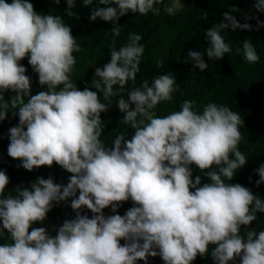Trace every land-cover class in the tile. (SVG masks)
<instances>
[{"label":"clouds","instance_id":"1","mask_svg":"<svg viewBox=\"0 0 264 264\" xmlns=\"http://www.w3.org/2000/svg\"><path fill=\"white\" fill-rule=\"evenodd\" d=\"M96 2L116 6L94 8L90 20L117 25L129 12L159 15L156 5L162 0ZM66 3L67 15L76 16V0ZM93 3L83 0L86 6ZM255 7L264 11V0H256ZM229 28L252 26L224 12L223 20L205 33L206 52L190 50L187 59L203 72L208 68L205 54L219 60L231 53L222 35ZM111 32L110 61L95 68L91 81L97 91L79 90L71 73L77 62L73 53L81 46L63 18L38 14L29 0H0V121L10 109L19 116L18 125L9 129L8 155L28 171L55 163L72 174L66 186L38 177L31 188L20 187L12 195L5 194L9 177L0 170V238L4 230L9 233V242L0 243V264H147L149 256L157 255L165 264H192L198 255L208 254L210 245L215 264H235L237 258L239 264H264V230L247 228L257 213H264V200L239 183H228L247 163L239 149L242 117L215 103L198 111L194 100H184L179 111L156 116L158 104L173 101V74L158 75L151 84L142 81L125 99L126 85L135 84L145 49L139 34H129V42L117 49L120 26ZM242 47L246 62L259 61L250 39ZM26 56L46 91L31 94V78L20 63ZM8 91L14 93L10 102L4 98ZM113 97H119L122 123L133 134L131 139L117 135L109 147L101 140V113L111 107ZM193 164L210 182L201 184L199 175L192 178ZM256 172V184L264 183V164ZM70 197L75 217L64 220L56 235L45 227H31L47 218L53 202ZM129 199L134 206L124 215H104L106 207L116 212ZM84 207L93 213L91 218L82 214ZM241 226L247 228L243 235Z\"/></svg>","mask_w":264,"mask_h":264},{"label":"trees","instance_id":"2","mask_svg":"<svg viewBox=\"0 0 264 264\" xmlns=\"http://www.w3.org/2000/svg\"><path fill=\"white\" fill-rule=\"evenodd\" d=\"M6 2L12 3V0H6ZM29 2L33 4L38 14L61 16L70 26L72 35L81 46L80 52L73 53L77 62L71 73L72 80L79 90L87 87L97 91L91 83L95 68L103 67L110 61V47L113 41L111 29L114 26H120V35L115 38L114 45L117 49L129 42V34L141 35L142 39L139 43L145 49L135 84L129 81L126 85L123 93L125 99H127V92L133 87H139L142 81L148 80L151 84L153 78L158 75L173 74L177 83L173 101L158 104L154 110L156 116L163 117L179 111L184 100H194L198 111H202L203 106L208 103H215L228 106L232 111L239 113L244 121V125L240 126L243 139L239 149L246 156L247 163L236 171L233 179L228 183H239L264 200V183L256 184L259 179L256 169L264 164V26H262L264 11L256 9V0H178L181 7L171 14L165 10L168 0H162L161 4L156 5L160 8L159 15H153L150 12L147 16H143L129 12L120 17L117 25L100 18L95 21L89 18L94 8L115 7V4L102 5L94 0L92 5L86 6L83 0H76V6L72 11L77 15L68 16L66 0H60L59 4L55 0H29ZM233 7L238 11H230ZM224 12H229L241 24L249 23L252 28L251 30L233 31L231 28L224 30L222 35L226 43L230 44L231 53H226L219 60H209L205 54L204 60L208 63V68L201 72L194 66L191 59H187V54L190 50L206 52L209 41L205 33L207 29L223 20ZM258 21L261 23L258 24ZM245 39H250L256 47L260 57L258 62L250 64L244 59L242 46ZM237 49L240 51L238 52ZM186 59L187 62H185ZM161 60L163 66L157 67V61ZM25 62L23 65L26 68L25 75L31 78V94L46 91L47 87L43 88L39 84L38 74L28 63L27 56ZM13 95L14 93L10 91L5 92L4 98L10 102ZM99 95L101 102L106 103L103 94L99 93ZM112 99L111 107L101 113L103 122L101 140L109 147L113 146L112 142L117 135L123 133L125 139H131L133 134V130L122 123L124 113L117 105L119 97ZM13 111L18 112V110L10 109L6 119L0 121V170L5 171L9 177L5 194L16 195L20 187L31 188L38 177L45 179L51 177L54 183L66 186L72 174L61 166L54 163L51 167L41 166L28 171L21 166L19 159L8 155L9 129L19 123V116L14 115ZM190 167L193 179L199 175L201 184L210 182L197 166L193 164ZM78 195L79 190L77 197ZM72 199L73 197H70L67 201H61L58 204L53 202L54 206L47 213V224L44 226L51 235H56L64 220L75 217V212L71 208ZM133 206V202L129 199L122 202L116 212L112 211L111 206L103 209V212L105 216L124 215ZM81 212L87 214L89 218L93 215L86 207L82 208ZM31 227H38V223H34ZM247 228H255L257 232L264 230V213H257V219ZM247 228L241 226L242 235ZM29 230L31 231V228ZM8 236L9 233L4 230V237L0 238V243L9 242ZM120 243L125 242L121 240ZM213 247L210 245L208 254L198 255L192 264H215L211 256ZM136 264H145V261L137 260ZM147 264H165V262L157 255L149 256ZM229 264L233 262L229 261ZM235 264H239V258Z\"/></svg>","mask_w":264,"mask_h":264},{"label":"rangeland","instance_id":"3","mask_svg":"<svg viewBox=\"0 0 264 264\" xmlns=\"http://www.w3.org/2000/svg\"><path fill=\"white\" fill-rule=\"evenodd\" d=\"M46 1H53V0H46ZM180 7H181V4L178 2V0H168L166 9L172 8L173 11H175V10H178ZM43 15H45V14H43ZM25 59H26V57L20 61V63L22 65H24L26 63ZM32 87H34V86H32ZM37 223H38V227H44L47 224V220L45 219L43 222H37Z\"/></svg>","mask_w":264,"mask_h":264}]
</instances>
